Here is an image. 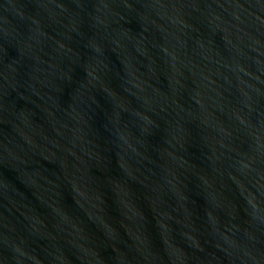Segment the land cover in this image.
I'll use <instances>...</instances> for the list:
<instances>
[{
	"label": "water",
	"instance_id": "95a60500",
	"mask_svg": "<svg viewBox=\"0 0 264 264\" xmlns=\"http://www.w3.org/2000/svg\"><path fill=\"white\" fill-rule=\"evenodd\" d=\"M0 264H264V0H0Z\"/></svg>",
	"mask_w": 264,
	"mask_h": 264
}]
</instances>
